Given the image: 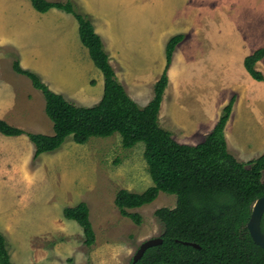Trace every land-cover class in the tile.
Here are the masks:
<instances>
[{
	"label": "rangeland",
	"instance_id": "rangeland-1",
	"mask_svg": "<svg viewBox=\"0 0 264 264\" xmlns=\"http://www.w3.org/2000/svg\"><path fill=\"white\" fill-rule=\"evenodd\" d=\"M51 1L62 4L70 2L74 11L86 16L91 24L93 19L98 18L99 22H102L100 23L103 31L111 33L116 29L119 39L129 46L128 50L133 54L135 64L141 72L143 71L142 75L147 81L149 75L159 68L161 60L165 59L163 46H166L171 37L184 35L182 31L190 26L189 20L192 21L193 18L189 17L190 12L196 10V14L205 18L204 27L201 28L204 37L199 38V41L201 45L204 44L205 53L208 55V48L214 43H220L216 46H227L243 39L242 24L245 16L241 17L239 10L246 15L252 10L254 13L260 10L261 5L264 8V0H257L253 7H249V4L234 6L229 4V0H220V9L216 1L214 3L210 0H204L197 5L191 3L192 0ZM10 9L15 8L12 5ZM0 12H6V2L3 0H0ZM69 15L75 19L72 14ZM102 15L105 16L104 20ZM208 17L216 20L209 23ZM3 24L0 20V37H6V26ZM46 25L44 22V26ZM35 29L36 26L31 28ZM260 43L264 45V41ZM132 46L138 47L135 50ZM6 52L10 53L12 61H17L12 49H5V55ZM0 61V68H4L5 61ZM79 62L81 64L78 68L81 67V70L78 73H85L83 62ZM65 65L60 69L73 70L72 63L66 62ZM93 68L85 69V84L81 78L77 83L79 88L84 85V101L79 96L72 98L70 95L65 96V100L79 105L78 107L98 103V99H101L100 92L94 88L98 76H95L93 70L100 74L98 82L103 80V77L98 69ZM47 69L45 68V72ZM11 71L13 72L12 69ZM58 73L57 68L50 70L51 76ZM205 77L207 81L208 77ZM142 86L145 88L147 83ZM216 86L225 89L228 83L220 80ZM190 88L188 84L187 88L180 89L176 104L187 106L197 114L202 108V98L195 93H189ZM34 90L25 87L24 98L19 92L16 93L13 103L6 107L5 119L0 120L26 133H43L48 136L53 131L52 123L44 112L45 101L41 92ZM148 92L153 93V90ZM70 94L77 96L76 93ZM244 96H240L232 119L230 135L236 145L241 144L245 138L250 141L258 128L257 124H264V105L259 107L257 114H250L245 106ZM43 121L48 122V127L44 125L47 129L36 130L34 127L38 126L37 123ZM172 133L174 136H180L181 130L173 127ZM0 137L7 138L2 135ZM20 138V143H24L25 147L21 146L22 144L16 145L20 146L21 150L26 149V157H10L6 160V173L0 171V202L6 204V246L11 254L9 257H15L13 264H129L140 244L161 236L163 225L154 213L160 208L173 209L176 203L174 195L159 192L151 204L129 210L131 213L140 214V226L122 217L114 205L117 191L125 189L139 194L152 186L143 158L142 143L131 149H124L118 134L107 138H91L84 145H77L68 137L56 152L44 153L34 158L33 144L25 135ZM9 146L10 144H7L6 149ZM253 153L246 158L260 155L257 148V154ZM262 181L264 183V177ZM80 203H85L89 209V220L95 235V243L91 247L84 246L79 225L64 219L62 215L64 208ZM27 239L30 241V251Z\"/></svg>",
	"mask_w": 264,
	"mask_h": 264
},
{
	"label": "trees",
	"instance_id": "trees-1",
	"mask_svg": "<svg viewBox=\"0 0 264 264\" xmlns=\"http://www.w3.org/2000/svg\"><path fill=\"white\" fill-rule=\"evenodd\" d=\"M30 3L38 13L57 9L74 16L80 42L103 76V94L95 106L78 107L52 92L38 75L13 61L12 70L27 77L32 87L41 92L53 135L26 133L2 120L0 135L27 136L34 146V158L56 152L68 137L73 143L84 145L91 138L118 134L124 149L142 143L152 186L139 194L125 189L117 191L114 197L116 209L122 217L140 226V214L129 210L151 204L159 192L174 195L176 203L173 209L155 211L154 216L163 225L159 237L162 243L147 249L135 264H264V250L253 243L246 227L253 203L264 196V153L243 163L228 152L224 127L235 97L221 109L211 133L196 146L176 143L171 133L158 124L160 104L168 85L167 71L175 48L183 41L184 35H175L166 43L165 66L154 85L153 98L140 108L118 82L102 40L86 16L75 12L70 2L30 0ZM263 58L264 48H259L243 61L247 74L258 82H264V76L255 66ZM62 215L79 225L84 246H93L95 235L87 205L80 203L64 208ZM260 227L264 234V220H261ZM183 243H193L199 248ZM0 264H13L1 233Z\"/></svg>",
	"mask_w": 264,
	"mask_h": 264
},
{
	"label": "crops",
	"instance_id": "crops-1",
	"mask_svg": "<svg viewBox=\"0 0 264 264\" xmlns=\"http://www.w3.org/2000/svg\"><path fill=\"white\" fill-rule=\"evenodd\" d=\"M46 1L52 2L51 0ZM80 1L87 2V0ZM210 1L214 3L216 1L220 9V0ZM3 2H6V12H0V20L3 21V26H6V37H0V59L5 61L4 68H0V119H5L6 107L13 103L16 93L19 92L24 98L23 91L25 87H31L32 91H35L26 77L11 71L12 68L10 69V67L13 61L10 53L6 52V55L4 54L5 49H12L20 67L38 75L46 85L48 84L47 86L52 92L60 94L64 98L68 95L72 98H78L79 96L84 101L82 92L84 85L79 88L77 83L81 78L85 84V69H94V65L87 49L80 42L77 21L69 14L57 9H51L46 13H38L32 6L30 7V0H3ZM203 2L204 0H192L191 3L197 5ZM257 2V0H229V4L234 6H238V4L247 6L249 4V7H253V4ZM12 5L15 8L14 10L10 9ZM259 9L255 13L252 10L246 15L239 10L241 17L244 18L245 16V21L242 24L244 28L242 29L244 32L243 39L238 40L236 44H227L228 41H226L227 46H216L220 43H214L213 46L208 48V55L205 53L204 44L201 45L199 41V38L204 37L201 28L204 27L205 18L203 19L202 15L196 14V10L189 13L190 19L193 18L192 21L189 20L190 26L182 31L185 38L176 46L173 53L171 65L167 72L168 85L164 91L158 112L159 126L169 131L176 143L188 146H196L202 143L215 127L222 107L234 96L235 101L232 111L224 127V137L228 151L237 161L243 163L257 159L264 153V124L258 123V128L252 134L250 141L245 138L238 145L234 144L235 140L230 135L232 119L240 96L245 95V106L250 114H257L259 107L264 105V82L253 80L247 74L243 65L246 56L251 55L259 48H264V45L260 43L264 41L263 5ZM194 16H196V19H194ZM101 17L103 20L105 19L104 15ZM260 17L261 20L258 21ZM207 20L212 23L216 19L208 17ZM44 22L47 23L46 26H44ZM100 22L98 18H95L92 25L95 33L102 40L104 50L109 55L110 64L114 69L118 82L130 99L139 107H145L153 98L154 91L153 93L148 91L153 90L155 83L159 80L165 66V59L161 60L159 68L149 75L147 81L142 75L143 71L141 72L138 65L135 64L136 60L128 50L129 46L125 45L124 40L119 39L117 30L114 28L115 32L111 33L106 30L103 31L102 22ZM34 26H36V29L31 30ZM10 34H13V36ZM132 47L136 50L138 46ZM163 47L165 55V46ZM79 61L83 62L85 73H78L81 70V67L78 68L81 64ZM66 62L73 64V70L60 69L66 66ZM45 68H48L46 72ZM55 68L58 69L59 73L56 76H51L50 70ZM255 68L264 76V58L256 64ZM93 71L99 80L100 74H97L95 70ZM61 75L63 76L59 77ZM205 76L208 77L207 81H205ZM101 77H103L102 74ZM98 80L94 88L100 92L102 98L104 81L98 82ZM220 80L228 83L225 89L216 86V83ZM145 82L147 86L144 88L142 84ZM188 84L191 87L188 90L189 93H195L196 96L200 95V98H202V108L197 114L190 111L187 106L181 107L180 103L179 105L176 104L178 92L181 88H187ZM70 93H76L77 96ZM100 100L99 98L97 102L99 103ZM98 103H94V105L90 103L81 107H92ZM37 124L38 126L34 128L38 131L47 129L44 128V125L48 127L46 121ZM41 125H43V128H41ZM173 127L181 130L180 136L173 135ZM49 135H53V131ZM20 137L22 136L7 137L5 139L0 137L1 173H6V160H9L10 157H18L19 159L26 157V149L21 150L18 146L22 144L21 146L25 147L24 143H20ZM7 144H10L8 149H6ZM11 146H14V148H11ZM256 148L257 153L259 152L260 155H256V157H251L253 156L251 155L246 158L253 151H255L253 153L255 154ZM0 233L6 240V204L3 202H0ZM27 243L29 250V239H27ZM8 254L11 255L9 247ZM14 259L15 257H12V259L10 257L12 263Z\"/></svg>",
	"mask_w": 264,
	"mask_h": 264
},
{
	"label": "water",
	"instance_id": "water-1",
	"mask_svg": "<svg viewBox=\"0 0 264 264\" xmlns=\"http://www.w3.org/2000/svg\"><path fill=\"white\" fill-rule=\"evenodd\" d=\"M264 216V196L258 198L255 200L251 207V213L247 222V230L248 233L255 245L260 247L264 250V234L261 231V220ZM162 243L161 238H152L149 240L144 241L142 244H140L139 248L135 252L134 256L132 257V264H135L138 262L145 251L149 248L158 246ZM186 246H191L193 248H199L198 245L193 243H183Z\"/></svg>",
	"mask_w": 264,
	"mask_h": 264
},
{
	"label": "flooded vegetation",
	"instance_id": "flooded-vegetation-1",
	"mask_svg": "<svg viewBox=\"0 0 264 264\" xmlns=\"http://www.w3.org/2000/svg\"><path fill=\"white\" fill-rule=\"evenodd\" d=\"M262 220H264V216H263ZM131 261H132V259H131Z\"/></svg>",
	"mask_w": 264,
	"mask_h": 264
}]
</instances>
